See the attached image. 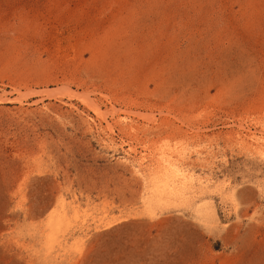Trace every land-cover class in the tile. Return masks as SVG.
<instances>
[{
  "label": "rangeland",
  "instance_id": "374dc122",
  "mask_svg": "<svg viewBox=\"0 0 264 264\" xmlns=\"http://www.w3.org/2000/svg\"><path fill=\"white\" fill-rule=\"evenodd\" d=\"M0 264H264V0H0Z\"/></svg>",
  "mask_w": 264,
  "mask_h": 264
},
{
  "label": "bare ground",
  "instance_id": "6f19581e",
  "mask_svg": "<svg viewBox=\"0 0 264 264\" xmlns=\"http://www.w3.org/2000/svg\"><path fill=\"white\" fill-rule=\"evenodd\" d=\"M164 168L166 171L174 174L176 177L179 179V189L174 190L175 192H179L182 194H185V192L189 189L191 186V183L193 181V178L191 175H189L188 172H186L183 169H180L176 164H173L172 162L170 163L165 159V165ZM169 174V173H168ZM172 176V175H171ZM207 180V179H206ZM190 185V186H189ZM204 185V184H203ZM181 186V189H180ZM175 188V186H172V189ZM200 190V189H199ZM167 191V190H166ZM161 192V191H160ZM168 192V191H167ZM178 193V194H179ZM157 196V195H156ZM161 196V195H160ZM180 197V196H179Z\"/></svg>",
  "mask_w": 264,
  "mask_h": 264
}]
</instances>
